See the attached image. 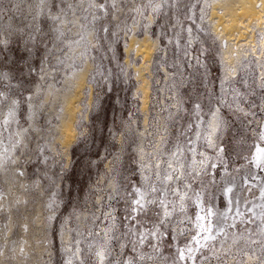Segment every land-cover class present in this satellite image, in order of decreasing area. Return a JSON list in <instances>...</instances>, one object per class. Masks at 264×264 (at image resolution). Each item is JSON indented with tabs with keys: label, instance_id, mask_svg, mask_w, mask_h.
I'll list each match as a JSON object with an SVG mask.
<instances>
[{
	"label": "rangeland",
	"instance_id": "1",
	"mask_svg": "<svg viewBox=\"0 0 264 264\" xmlns=\"http://www.w3.org/2000/svg\"><path fill=\"white\" fill-rule=\"evenodd\" d=\"M214 1L181 0L176 4V0H115L116 8L109 7L107 14H101L89 7L90 0H66L72 8L65 9L66 14L56 25L64 37L50 43L53 55L44 65L45 73L28 77L22 96L16 89L7 92L0 87L10 96L7 104L0 107V122L6 117L11 99L22 101L16 118L0 135V153L7 149L10 157L5 160L0 156V264H67L69 258L79 264L72 256L77 248L84 264H97L96 251L110 249L119 255L121 242L129 245L124 249L125 255L144 254L145 259L138 264H171L178 248L199 247L194 236L205 242L203 237L207 234L197 228L196 221V216L203 213L192 202L196 192L203 196L204 207L212 210L213 214L203 223L211 227L215 236V240L207 241L209 247L196 253L197 264H264V200L260 195L264 169L252 159L254 145L261 143L255 135L257 123L264 120V112L259 110L264 43L259 41L257 49L243 46L230 53L231 45L212 25ZM42 7L40 0H0V40L9 41L14 48L17 30L32 23V17ZM147 33L157 42L155 56L143 70L151 82L150 101L143 108V75L138 72L143 60L133 48L126 47H130L133 34L142 37ZM262 35L264 31L258 32V37ZM197 56L206 68L195 65ZM87 60L91 63L86 64ZM186 61L189 63L184 67ZM173 64L181 66L179 72L171 67ZM85 65H91L88 84L76 118L77 136L69 149L56 135L60 133L56 125L61 120V100L57 106L51 101L56 88L62 83L65 86L66 78ZM10 69L11 64H5L0 70ZM206 70L212 81L211 91L220 95L223 81L224 99L233 104L231 111L215 104L228 121V126L215 134L208 126L212 116L205 89H197L201 94L200 119L204 123L197 120L195 98L188 91L190 84L199 83ZM242 79L251 88L240 83ZM230 85L241 96L233 93ZM50 86L55 89L52 91ZM46 92L52 94L48 96ZM28 96L31 101L26 99ZM237 101L254 115L245 117L237 112ZM252 103L257 107H250ZM189 123L191 129L187 127ZM197 132L200 140H196ZM189 137L196 140L195 145L188 144ZM177 142L196 148L194 157L185 150L181 158L182 171L191 173L185 181L191 189H185L182 183L175 185L181 192L187 191L192 200L185 201L186 213H181L179 198L169 194L168 199L177 202V211L161 228L165 233L159 242L161 254L154 253L148 242L134 253L131 241L135 237L127 234L128 229L153 230L155 218L149 213L148 217H137L139 224L126 221L127 193L135 186L146 188L142 176H151L149 183L161 187L155 172L159 170L163 177L166 164L162 161L170 158V150ZM40 148L42 156L49 158L47 163L37 159ZM115 157H119V162ZM157 163L159 169L155 167ZM61 164L66 166L63 170ZM141 164L145 165L143 171ZM228 188L232 189L230 193ZM50 203L53 208H49ZM49 216L54 217L51 222ZM113 236L120 240L110 239Z\"/></svg>",
	"mask_w": 264,
	"mask_h": 264
},
{
	"label": "snow or ice",
	"instance_id": "2",
	"mask_svg": "<svg viewBox=\"0 0 264 264\" xmlns=\"http://www.w3.org/2000/svg\"><path fill=\"white\" fill-rule=\"evenodd\" d=\"M167 2V0H166ZM181 0H176V4H179ZM41 5H43L41 12L37 14V16L32 17V23H27L23 27L17 30V38L13 42L15 47H10V42L7 40H0V69L3 68L5 64H11V69L9 72H4L0 70V87H4L7 92H12L13 89H16L17 92L22 96V88H26L27 85L24 84V81L28 78L36 75H43L45 73L44 65L48 62L49 58L53 55L52 49L50 47V43L53 41H60L64 37L63 31L57 27V22L61 21L62 15L66 14L65 9H71L72 5L66 4V0H40ZM175 6V5H174ZM89 7L95 8L96 11L101 14H107L108 8L111 7L113 9L116 8L115 0H99V2H94V0H90ZM160 6L157 5L156 9ZM154 9V10H156ZM98 17H93V19H97ZM178 23V21H177ZM25 28L27 31H25ZM191 29H188V32L191 33ZM171 43V41H169ZM177 43H179L177 41ZM191 41H189V45ZM189 55L187 51V47L184 51V56L187 57ZM59 63H63V61H59ZM188 61L185 62L184 67H187ZM195 65H200L205 67V65H201L200 58L195 57ZM171 67L175 68L177 72L180 71V65L173 64ZM10 73H14L11 75ZM182 75V73H180ZM209 73L206 70L204 72V77L200 79L198 84H190L188 89L189 93L192 97H194V114L197 120L200 123H204L202 119H200V113L202 111L201 103L199 102L200 93L197 92L198 88L205 89V97L208 101V109L212 116V122L209 123V127L212 130V134H215L218 130H222L228 126L227 119L220 114V108L215 107V104H219L224 108L229 109V111L233 110V104L229 103L226 99H224L225 95V87L224 82H221L220 85V95L212 92L210 89V85L212 81L208 79ZM19 80V83L13 84L12 80ZM264 80V77L261 78ZM240 83L245 84L249 88L250 85H247L246 80L239 81ZM232 88V92L237 96H241L238 89L234 85H230ZM262 90L261 97V105L259 106V110L264 112V83L259 85ZM255 91L251 92V95H255ZM10 96L6 94V92L0 91V107H3L9 101ZM28 101H31L32 97H26ZM22 101L20 99H11V105L8 107V111L5 119L0 122V135H2V130L10 123V120L15 119L17 116V109H19ZM250 107H257L255 103L249 105ZM214 109V110H213ZM237 112L242 113L245 117L250 115H254V113H250L245 111L243 107H240L239 102H236ZM189 129L192 128V124L189 123L187 125ZM258 131L255 133L258 140L261 142L260 144H255V155L252 159L255 161L256 166L258 168L264 169V120H261L257 123ZM181 135H184L182 132ZM114 138V137H113ZM188 139V144L195 145L196 140H200V133H196V140ZM208 142L211 143L210 135L207 138ZM18 143V142H17ZM15 147V145H13ZM185 150L192 152L193 157L196 153L195 147H187V145L182 146L179 142L173 145V150H170L171 155L167 161H162L166 164L165 174L161 178L160 171L155 172V178L161 185V187H157L155 183H149L152 180L151 176H142V181L146 185L145 187L135 186L128 193V200L126 201L125 212L127 215L124 217L126 221H136L137 224L140 223L137 220L138 216L148 217L149 213L155 219L153 220V230L148 231H138L136 228H129L128 233L130 236H134L135 239L131 241V250L132 252H137L138 246L145 245L148 242L149 247L152 248L153 252L157 255H160L161 244L164 232L161 231V228L169 222V218L173 216V214L177 211V202L175 200H169V194L175 195L179 198V212L186 213V200H192V197L188 196L187 191L181 192L179 187L175 185L182 183L185 189H191V184L185 183L191 173H186L182 171L184 168L183 163L181 162V158L184 156ZM222 152L223 149H220ZM43 149L40 148L37 152V159H43L45 163L48 161V157L42 156ZM0 156H3L5 160L10 159L7 155V149H4ZM117 162H119V157H115ZM175 162V167L174 163ZM195 163V161H193ZM15 163V161H12ZM204 161L201 162L203 164ZM66 166L61 164L60 168L63 170ZM157 169L160 168V164L157 163L155 166ZM141 171L145 168L144 164L140 165ZM23 175V173H21ZM118 191V189H115ZM227 192H231L232 189L228 188ZM195 199L192 201L200 208V213L196 216L197 228L202 232L206 233L203 237L204 243H201V240L197 237H193L195 244L199 245L198 248L188 247L186 249H177V255L172 258L171 264H179V262L184 261H192V264H197L199 257L196 255L197 252H200L202 248L209 247L207 241L215 240V236L212 235L211 227H206L203 223L210 217L213 213L211 208L206 209L204 207L203 196L200 192L194 193ZM261 199L264 200V187L261 189ZM114 198V197H110ZM49 208H53V204L50 203ZM171 209V210H170ZM54 210V209H53ZM111 215V213H109ZM54 219L53 216H49L48 220L51 222ZM262 221H264V215L261 216ZM261 233L264 234V228H261ZM107 235V233H106ZM110 239L120 240V237L113 236ZM157 241L153 243L152 241ZM128 244L119 243V255L113 254L110 249H100L95 252V257L97 260V264H105V261H108V264H138L139 261H143L145 259L144 254L138 253L137 257H132L124 254V249L128 247ZM80 249L77 248L76 252L72 254L77 260H79V264H84V260L80 259L79 256ZM202 255H205L202 253ZM122 257V258H121ZM148 259H152L151 256ZM67 264H73L72 258H69Z\"/></svg>",
	"mask_w": 264,
	"mask_h": 264
},
{
	"label": "bare ground",
	"instance_id": "3",
	"mask_svg": "<svg viewBox=\"0 0 264 264\" xmlns=\"http://www.w3.org/2000/svg\"><path fill=\"white\" fill-rule=\"evenodd\" d=\"M210 13V18L213 22L212 25H214L213 27H215L216 32L219 33V36L221 35L224 39H226L227 42H229V44L231 45L232 51L229 50L230 53H232L235 49H237L238 52V48L243 46L255 49L256 46H258L257 44H259V46L261 45V43H258L259 41L264 43L263 35L262 38L258 37V32L262 33V31H264V0H215ZM130 39L131 41L130 43H128L130 44V47H126V49L129 50V48H133L135 54L137 56H140L143 60L142 64L138 66V72L140 75H143L140 84V88L142 91L141 100L143 108H146L150 101L149 98L151 97V85H149L151 84V82L150 79L146 77L147 75H144L143 70L148 67L149 62L155 56L154 54L157 40L148 33L142 37L133 34ZM230 45H228V49H230ZM245 50L246 49H244V51ZM88 63L91 62H88L87 60L86 64ZM90 66L91 65H85L84 68H79L80 70L75 69L77 70L75 71L76 73L74 72L76 75L72 74L73 72L70 70V75H72L68 77V73L66 74L68 78H66L67 81H65V83L67 82V84L64 86V84L62 83V85L64 86L63 89L61 85V87L56 88L55 92H53L55 95H53L55 99L51 101L52 104H56L57 106L56 102L58 100H61L62 104H60L62 106V114L60 118L61 120L59 119L60 123H58V126L56 125V127L59 128L56 130H59L60 133H56V135L59 134L57 136L58 141L63 143V145L69 149V146H71L72 142H74L77 136L76 118L79 114V110H81V100L84 96V88H86L85 85L87 83L88 68ZM50 89L52 90L55 88L51 87ZM50 89L48 91H50ZM49 93L52 94V92ZM46 98L49 99V97ZM31 112L32 111H30V113ZM32 115L34 116V114ZM55 141H57L56 138Z\"/></svg>",
	"mask_w": 264,
	"mask_h": 264
}]
</instances>
